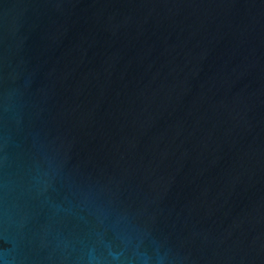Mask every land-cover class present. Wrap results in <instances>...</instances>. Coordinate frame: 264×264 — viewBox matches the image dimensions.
Here are the masks:
<instances>
[{
  "label": "water",
  "instance_id": "95a60500",
  "mask_svg": "<svg viewBox=\"0 0 264 264\" xmlns=\"http://www.w3.org/2000/svg\"><path fill=\"white\" fill-rule=\"evenodd\" d=\"M0 264H264V0H0Z\"/></svg>",
  "mask_w": 264,
  "mask_h": 264
}]
</instances>
